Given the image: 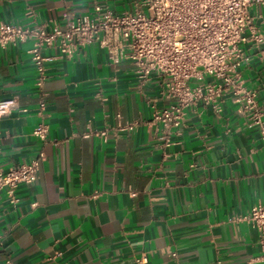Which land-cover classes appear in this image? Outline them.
<instances>
[{"label": "crops", "instance_id": "obj_1", "mask_svg": "<svg viewBox=\"0 0 264 264\" xmlns=\"http://www.w3.org/2000/svg\"><path fill=\"white\" fill-rule=\"evenodd\" d=\"M96 3L122 12L134 0H0V23L65 29ZM250 15L264 36V5ZM60 43L43 49L42 88L32 40L0 46V98L18 100L0 122V168L45 154L17 203L1 193L0 264H262L243 216L264 202V140L231 96L189 108L167 140L152 120V102L168 103L162 75L141 85L99 41L70 55ZM243 52L245 84L264 105V43ZM41 121L44 141L32 134Z\"/></svg>", "mask_w": 264, "mask_h": 264}, {"label": "built area", "instance_id": "obj_2", "mask_svg": "<svg viewBox=\"0 0 264 264\" xmlns=\"http://www.w3.org/2000/svg\"><path fill=\"white\" fill-rule=\"evenodd\" d=\"M261 5L264 0H134L130 10L116 12L96 3L93 17L70 21L65 29L1 22L0 46L32 40L28 52L42 88L48 60L44 47L61 38L60 53L70 55L78 44L97 40L107 49L112 63H132L141 85L148 84L155 72L165 78L162 97L168 103L159 106L156 100L152 102V120L162 123L163 138L169 140L192 106L202 102L218 107L228 95L264 140V105L257 91L246 86L241 71L246 60L243 45L251 39L264 43L250 15L251 7ZM45 105L41 101L40 109ZM17 106V97L0 98V122ZM48 131V124L41 121L32 134L44 141ZM44 157L40 151L29 162L7 170L0 168V196L6 190L11 201L17 203V188L35 181ZM243 220L259 232L264 264V202L253 205Z\"/></svg>", "mask_w": 264, "mask_h": 264}]
</instances>
